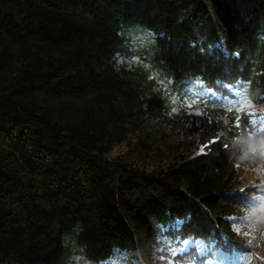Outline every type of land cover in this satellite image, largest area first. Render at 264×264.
Masks as SVG:
<instances>
[{
    "label": "trees",
    "instance_id": "1",
    "mask_svg": "<svg viewBox=\"0 0 264 264\" xmlns=\"http://www.w3.org/2000/svg\"><path fill=\"white\" fill-rule=\"evenodd\" d=\"M133 45L134 70L116 67ZM187 99L206 115L204 154L150 171L146 133L132 157L104 158ZM245 102L264 104V0H0V264L102 262L164 225L236 250L223 216L241 203Z\"/></svg>",
    "mask_w": 264,
    "mask_h": 264
},
{
    "label": "rangeland",
    "instance_id": "2",
    "mask_svg": "<svg viewBox=\"0 0 264 264\" xmlns=\"http://www.w3.org/2000/svg\"><path fill=\"white\" fill-rule=\"evenodd\" d=\"M130 50V53L117 54L114 57L116 67L128 70L133 68L137 54L141 51L137 45L131 46ZM148 104L145 101L144 105ZM181 109L184 113L182 112L178 120L166 111L143 116V133L128 135L104 158L109 161H123L132 157L138 151L136 143L139 140L143 141V134L146 133L150 134L152 147V157L148 168L150 171L165 169L168 165L177 163L181 156L200 153L203 147L198 143L196 135L204 125L205 115L186 100L181 104ZM240 117L242 119L237 121V126L245 152L248 154L262 150L264 159V104L246 105L242 108ZM222 126L226 124L222 123ZM248 158L243 160L238 169L240 181H246V178H249L251 162H255ZM227 220L232 224L233 231L239 234V241L243 247L249 251L254 250L262 258L258 261L259 264H264V183H258L255 194L247 199L246 207H242L238 215L230 216ZM135 243V249L130 252L115 249L113 256L103 264H177L172 261V257L186 253L188 248L195 249L198 256L205 258L202 259V264H245L240 257L229 258L219 250L209 251L210 248L201 241L187 240L177 245L174 243L172 247L170 240L163 235L156 238L155 244L137 235ZM207 253H211V256L205 257ZM76 260L80 261V259H67L66 264H81Z\"/></svg>",
    "mask_w": 264,
    "mask_h": 264
},
{
    "label": "clouds",
    "instance_id": "3",
    "mask_svg": "<svg viewBox=\"0 0 264 264\" xmlns=\"http://www.w3.org/2000/svg\"><path fill=\"white\" fill-rule=\"evenodd\" d=\"M85 261H86V264H103V262H94L86 256H85Z\"/></svg>",
    "mask_w": 264,
    "mask_h": 264
},
{
    "label": "snow or ice",
    "instance_id": "4",
    "mask_svg": "<svg viewBox=\"0 0 264 264\" xmlns=\"http://www.w3.org/2000/svg\"><path fill=\"white\" fill-rule=\"evenodd\" d=\"M216 139H217V138H214L212 141H210V143H213V144H214V143L216 142ZM204 147H205V149H206V148L208 147V145H205Z\"/></svg>",
    "mask_w": 264,
    "mask_h": 264
}]
</instances>
